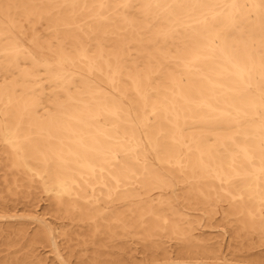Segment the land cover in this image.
I'll list each match as a JSON object with an SVG mask.
<instances>
[{"label": "bare ground", "instance_id": "bare-ground-1", "mask_svg": "<svg viewBox=\"0 0 264 264\" xmlns=\"http://www.w3.org/2000/svg\"><path fill=\"white\" fill-rule=\"evenodd\" d=\"M0 166L68 244L217 254L193 210L264 239V0H0Z\"/></svg>", "mask_w": 264, "mask_h": 264}, {"label": "rangeland", "instance_id": "rangeland-1", "mask_svg": "<svg viewBox=\"0 0 264 264\" xmlns=\"http://www.w3.org/2000/svg\"><path fill=\"white\" fill-rule=\"evenodd\" d=\"M23 44L30 53L35 54L25 42ZM147 159L152 160L153 156L147 153ZM5 171L0 166V216H3L0 219V264H12L14 258L19 259L26 253L34 255L37 264H264V239L252 236L246 240L240 237L236 241L227 224L239 223L233 216L222 219L221 210L211 221H207L197 210L190 211L188 216L190 224H193V232L201 235L200 238L208 245L219 247L215 255L185 253L177 240L169 238L161 240L165 254L132 236L104 239L101 246L93 247H83L76 241L65 243L53 230H67V224L79 223L63 218L44 195L28 196L25 189L14 188L11 176L4 178ZM170 183L180 188L175 178H170ZM170 196L171 201H179L175 194ZM38 220L48 225L53 232L55 247L47 246L42 241L31 244ZM84 248L87 251L81 252Z\"/></svg>", "mask_w": 264, "mask_h": 264}]
</instances>
